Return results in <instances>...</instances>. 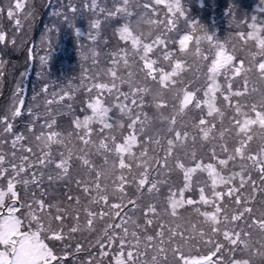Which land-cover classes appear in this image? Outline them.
<instances>
[{
	"label": "trees",
	"instance_id": "1",
	"mask_svg": "<svg viewBox=\"0 0 264 264\" xmlns=\"http://www.w3.org/2000/svg\"><path fill=\"white\" fill-rule=\"evenodd\" d=\"M23 3L25 7L17 10L14 18H9L7 9L9 5L14 6L15 0H0V29L7 36V40L0 43V58L7 62L5 74L0 79V117L11 115L14 99L23 100V105H18L21 115L13 121V131L26 137L13 148L14 137L3 133V126L0 125V154L6 157L5 167H9V162L19 164L23 156L29 157L30 167L20 176L21 180L27 179L29 183L17 184L20 203L25 205L20 207V203L17 204V215L23 224L28 223L26 209L34 198L44 199L46 205H54L51 209L46 207L42 215L45 224L50 222L53 229L59 227L54 219L58 210L64 214L66 233L78 223L79 230L65 240L71 244L67 246L70 257L65 264H89L90 261L114 264L115 255L120 251V237H125L134 246L129 249L125 244V256L127 251L135 252L138 248L137 264H153L154 257L157 264H177L175 249L180 248L192 256H207L214 251L216 243L222 246L221 252L213 257L217 264H230L234 257L242 255L245 258L248 256L252 264H264L260 260L262 258L253 257L254 252L249 249L246 253L237 254L236 248L225 240V233L235 232L243 241L239 228H223L229 215L233 221L240 220L243 212L257 209L259 203H264L260 200L264 195V178L260 171L264 166V118L253 119L245 132L239 133L231 118L234 109L229 108L228 102L223 99L229 94L227 88L230 83L232 93H240L231 96L233 106L239 105L244 110L251 109L253 105L264 106V73L257 70L260 61L264 60V51L259 41L255 45L256 42L246 35L252 31L253 17H256L257 28L264 29V0H180L183 15L168 12L166 5L174 3V0H164L159 5L155 0H128V11L132 13L130 17L122 14L108 16V11H115L122 0H23ZM145 4L149 7L146 8ZM140 11L141 16H138ZM16 19L21 22L19 28ZM94 21L100 22L99 28L92 27ZM168 21H174V24ZM129 22L137 39L136 44L119 38V28ZM196 25L202 26L208 35L214 37L211 44L204 38L205 31H193ZM76 29L80 30L79 36ZM240 33L245 36L239 38ZM184 35L189 38L184 40L180 51L179 40ZM158 36L167 37L166 44H154L149 56L165 67L169 63L163 60L165 50L172 52L174 59L179 58L183 71L175 87L169 84L162 88L159 83L147 79L143 70V58L148 55L144 44L151 43ZM217 43L224 46L227 55L233 56L232 65L239 67V72L234 73L226 63L225 57L215 47ZM120 49H125V52H120ZM114 58L118 59L116 65L112 63ZM213 58L217 66H222L217 80L206 78ZM110 68L115 71L114 79L108 73ZM68 72H72V79L64 87L58 77ZM99 83L113 87L111 94L107 91L101 94L104 106L111 107L108 114L111 119L107 122L112 126L101 133V125L94 121L90 135L95 139L103 135L105 140V147L98 144L93 148L92 157L103 156L104 163L111 165L106 170V183L102 182L98 167L87 160L90 156L85 158L84 154L89 150L88 142L81 138L83 130L75 127L77 118L82 120L85 115H91L87 104L95 99L97 90L93 85ZM45 88L47 91H42ZM186 88L190 92H199L201 98L202 91L207 89L204 103L216 115L209 120V125L215 121L214 128L204 126V131L208 133L206 138L198 130L200 111L191 106L185 111L181 107V104L191 101V95L184 92ZM118 93H127L130 98L135 95L137 103L142 98L144 107L131 105L129 100L127 103L131 111L125 110L122 114L114 106L123 100ZM181 95L183 101L180 100ZM161 102L167 107H159ZM138 112L141 115L134 125L139 135L137 145L129 126L137 120ZM61 114L66 121L63 122ZM52 120H55L53 130L61 134V140L60 136L56 139H37L41 125ZM33 121L34 128L29 131L28 126ZM152 124L157 126L156 130L160 127L156 134L146 131V126ZM170 128L173 131H169ZM176 129L181 133L187 131L188 138L185 141L182 135L165 160L169 148L167 141ZM43 130L46 131V128ZM215 133H222L225 138L212 144ZM77 141L85 143L82 147L84 153L77 157V166L68 167L66 174L59 173L52 164H37L43 152H50L57 159L72 157L76 146L71 143ZM28 148H31L30 153ZM213 151L217 156V161H213L215 166L193 173L192 187L185 193L197 204L182 206L183 202H177L176 207H170L166 200L169 189L178 192L184 184L177 161L191 168L194 161L203 159L209 162ZM60 154L63 157H58ZM156 159H160L166 167L155 165ZM218 159L227 160V164H220ZM82 163L83 167L79 166ZM33 174L39 183L31 182ZM145 177L150 183L158 185L159 192L155 189L148 192L147 187L141 190L138 181ZM211 182L218 185L217 196L210 206L200 204L199 187H205L206 195L211 198ZM5 184L6 180L0 178V186ZM221 192L224 194L222 200L219 198ZM151 206L155 207V214L147 211ZM89 220L92 221L90 229ZM147 220H151L152 224L148 225ZM182 223L194 237L206 238V246L199 245L195 250L184 251L174 226ZM161 225L164 239L161 246L167 249L163 255H159L154 246L158 241L145 246L148 236L157 237ZM207 233L211 237L206 236ZM111 234L115 235V239L109 244L106 235ZM98 241L103 243L107 256H100ZM45 242L50 247L62 249L60 242ZM77 244L81 246L78 252Z\"/></svg>",
	"mask_w": 264,
	"mask_h": 264
},
{
	"label": "snow or ice",
	"instance_id": "2",
	"mask_svg": "<svg viewBox=\"0 0 264 264\" xmlns=\"http://www.w3.org/2000/svg\"><path fill=\"white\" fill-rule=\"evenodd\" d=\"M164 0H155V3L157 5L162 4ZM25 7V4L23 3V0H15V4L9 5L7 9V15L9 18H14L17 14V10H22ZM95 7V5H93ZM145 7H149L148 4H145ZM167 10L169 13H173L176 15H183L182 5L180 3V0H174V3H168L166 5ZM101 11H104L101 9ZM2 12V10H0ZM118 14H122L125 17H130L132 15L131 12L128 11V0H122V4L120 6H117L115 11H108L109 17H115ZM30 15V13H29ZM253 23L250 25V28L252 31L247 32V37L251 40L255 41V45L257 44V41H259L260 45L262 46L261 50L264 51V29H258L257 25L255 23L256 17L252 18ZM151 23V21H148ZM99 21H94L92 24L93 28H99ZM169 24H174V21H168ZM16 26L19 28L21 26V22L19 19H16ZM197 29L200 31H205L202 26L196 25L193 28V31L195 32ZM119 38L121 41L130 42L132 44L137 43V39L134 38L133 33L131 32V23H125L122 27L119 28ZM80 30L76 29V35L79 36ZM245 36L244 33L239 34V38H243ZM94 39V37H92ZM188 35H184L183 38L179 40V47L180 51H182V45L184 40L188 39ZM205 39L208 40L209 44L212 43L214 37L211 35H208L205 31ZM167 37L161 38L158 36L154 41L151 43H145L144 47L148 51V55L143 58V64H144V71L146 73L147 79L152 80L153 82L159 83L162 88H166L169 84H171L173 87L176 86L178 83V77L180 73L183 71V66L181 64V61L179 58L173 57V53L170 51L165 50L163 52V60L168 61V66H160L158 65V60L152 59L149 56V53L153 50V45H164L166 44ZM7 40L6 33L0 29V43H3ZM12 43L14 44L15 41L13 40ZM199 46V45H197ZM216 48L219 49L220 55L225 57V61L227 64H229L234 73L239 72L240 68L235 67L232 65L233 56L227 55L224 51V46L222 44L217 43L215 45ZM120 52H125V49H120ZM117 56V54H115ZM44 59V58H42ZM174 59V63L172 62ZM213 58L211 60L210 65H208V68L210 69L208 72H206V78H211L212 80H217V77L220 75L221 67L217 66L214 63ZM113 65H116L118 63V59L114 58L112 61ZM7 62L0 58V79L3 78L5 74ZM257 70L259 72L264 73V60H261ZM108 73L115 78V71L113 69H109ZM93 87L97 90V95L95 99L91 100L87 104V108L91 110V115H85L83 119L77 118L75 121V127L77 129H82L84 132V135L82 136V140L86 139L92 134V128L91 123L92 122H98L101 127L99 129V132H104L105 129L110 128L112 126V123L107 122L111 118L109 117V112L111 111V107L104 106L102 96L101 94L107 91L109 94L112 93L113 87H109L105 83H99L94 84ZM42 91L46 92L47 89H43ZM228 95H224L223 99L228 102V107L231 109H234L233 115H232V121L233 124L237 127L239 133H244L246 130V127L248 124H251L253 119H256L257 121L260 118H264V106H256L253 105L251 109L244 110L239 105H232L231 104V96L232 95H240L239 92L232 93L231 90V84L229 83L228 88ZM185 94L191 95V101L188 102L186 105L181 104V107L183 110H187V108H190V106L195 108L196 110H199L201 115L200 119L197 122L200 127L199 131L203 134V136L206 138L208 133L204 131V126L209 125V120L213 119V117L216 115L215 112L211 111L207 104L204 103V97L208 95L207 89L202 91V98L198 96L199 92H190L189 88H186L184 90ZM201 92V91H200ZM220 92H223V86H220ZM55 95V94H54ZM118 97L123 96V100L120 103L115 104L114 106L120 110L122 114L125 113V110L128 112L131 111L129 103H127L129 100L131 101V105H134L138 108H143V99L141 98L140 102L137 103V99L135 95H133L131 98L127 93H118ZM180 100L183 101V96H180ZM23 100H13L12 107H11V115H4L0 117V125L3 126V133L5 134H11L14 138L12 140L13 148H15L17 142H21L26 139L23 133H16L13 131L14 124L13 121L21 115V107L18 105H23ZM159 107H167V104L164 102L159 103ZM206 108V112H205ZM29 113L32 112L31 108L28 109ZM141 113H137V120L133 121L132 125L129 126L130 132L132 133L134 140L136 144L139 143V135L135 132L134 125L139 121V116ZM146 115V114H145ZM222 115V114H221ZM168 119V118H164ZM172 123L175 124V120H172ZM35 122L33 121L32 124H30L29 131H32L34 128ZM55 125V120H52L51 122L45 121L44 125H41V132L37 136V139L45 138L46 140L56 139L59 136V133L53 130ZM210 127H215V121L213 120V123L209 125ZM46 128V131L43 130ZM169 131H173V129H169ZM183 135L185 141L188 138L187 131L181 133L179 129H176L173 133V136L170 137L167 141L169 148L165 154V160L169 155L172 154L175 148V144L177 141L180 140L181 136ZM127 139V138H125ZM194 139V138H193ZM226 150V149H225ZM27 151L30 153L31 148H28ZM61 157H63V154H60ZM211 159L209 162H204L203 159L199 161H194V166H191V168L185 166L182 161H177L178 168L182 171L184 176V184L183 187H181L178 192H173L171 189H169V193L167 195L166 200L169 203L170 207H176L177 202H183L182 206L185 205H195L197 204V201L192 199L191 197H186L185 193L187 190H189L191 185V177L193 173H196V171L203 170L205 167H214L213 161H217V156L215 152L213 151L211 154ZM13 160L15 159V152L12 154ZM232 157H229L231 159ZM5 160L6 157L4 154H0V178H3L6 180V184L0 186V264H65V261L67 259V245L65 244V248L58 250L55 248V246L50 247L49 243H46L45 240H49L50 242H60L64 243L66 238H70L74 233H76L79 230V225L77 223L76 226H73L69 229V231L66 233L64 231V214H60L58 210V214L54 217L55 221L58 222L59 227L53 229L51 226V223L45 224V222L42 219L43 210L47 207L48 209H51L54 207V205H46V202L44 199L36 200L35 198L32 201L31 205H27L28 212H27V218L28 223L27 225L23 224L22 219L17 215L18 208L17 204L20 203V196L17 191V184H24L27 185L29 181L27 179L21 180L20 176L21 174L26 172V169L30 167L29 165V157L23 156L21 157V162L19 164L11 163L9 162V167H5ZM218 162L220 164H227V160L224 159H218ZM37 164L39 166H47L48 164H52L55 166V168L58 170L59 173H67L69 171V168L67 166L66 160L61 158L57 159L51 155L50 152H43V155L38 159ZM160 167H166L165 165H160ZM260 171L262 173V178H264V166L260 168ZM42 175V174H41ZM59 179V177H57ZM211 180L212 178L209 177ZM49 180H52V177L49 176ZM32 183H39L35 179V174H33V180ZM138 183L141 186V190L145 189L147 187L148 192H152L154 189L159 192V187L156 183H150L148 181V178H142L138 181ZM218 185L214 182H211L210 188H211V198H209L208 195H206L205 187L201 186L199 187V203L205 204L206 206H210L217 196V189ZM231 194V193H229ZM43 195V193H41ZM223 193H219V198L223 199ZM7 198V200H6ZM69 199H73L72 197H69ZM78 200V198H77ZM135 202H133L134 204ZM33 205L35 207H33ZM20 207H25L23 203H20ZM147 211L151 214H155V207L151 206L150 209H147ZM148 225L152 224L151 220H147L146 222ZM92 221H88L89 229L91 228ZM116 228H119L120 225H115ZM26 229V230H22ZM125 234L126 229H125ZM133 236H135V233H133ZM225 240L230 243L233 248H244L247 249V244L244 241H241L239 239L238 233H225L224 236ZM107 242L111 244L113 240L115 239V235H106ZM147 243L146 247L149 245L154 244V240L158 241L154 244L156 247V251L159 255H163L166 253L167 249L164 246V239H163V225H161V231L157 232V237L153 238L151 236H148L146 238ZM101 247L100 256L104 257L107 256L108 253L103 250V243L101 241H98ZM127 243L128 248L131 249L134 246L129 242L125 240V237H120V251L115 255L114 264H137V257L140 255L138 248L134 251H127V254L125 256V253L123 251L125 244ZM81 246L77 244L76 251H80ZM222 246L219 243L215 244L214 251H210L207 256H192L190 254H185L180 248L175 249L177 264H217V261L213 259V257L216 256L217 253L221 252ZM58 251L65 252L64 256L58 255ZM256 255L260 256L261 258H264V246H262L261 250H257ZM89 264H95L94 261H90ZM153 264H157L156 258H153ZM230 264H252L251 259L246 256H241L240 258H233L230 261Z\"/></svg>",
	"mask_w": 264,
	"mask_h": 264
},
{
	"label": "rangeland",
	"instance_id": "3",
	"mask_svg": "<svg viewBox=\"0 0 264 264\" xmlns=\"http://www.w3.org/2000/svg\"><path fill=\"white\" fill-rule=\"evenodd\" d=\"M138 16H141V11L138 13ZM136 22H137V19H136ZM71 79H72V72L64 73L58 77L59 83L61 85H63L64 87H66L68 85V83ZM104 82H106V81H104ZM62 102H63V100H62ZM3 112H5V110ZM61 117L63 119V122L66 121L63 114H61ZM218 118L221 120H224L221 117H218ZM156 128H157V126L155 124H152L151 126L147 125L146 131H148L152 134H156V132L160 130V127L157 130H156ZM114 132H115V130H114ZM59 136H60L59 140H61V137H62L61 134H59ZM102 136L99 139L90 138L91 136L84 139L88 142V147H89L88 152H86L84 154V156H85V158L90 156V158H88L87 160L93 162L98 167V169L101 173L102 182L106 183L108 181L106 170L108 168H110L111 165H109L108 163H104L105 158L103 156L102 157L101 156L92 157V150L95 146L100 144V146L102 148L105 147V140ZM0 138H1V133H0ZM81 138H82V136H81ZM224 138H225V136H223L222 133L221 134L215 133L213 136V139H212V144H216L220 139H224ZM64 142H67V141L64 140ZM71 144L75 145L76 147L73 149L72 157H67L66 163H67L68 167H76L78 164V162H77L78 158L77 157L81 156L82 153H84L83 152L84 150L82 149V147L85 143H83L81 141H77V142L71 143ZM62 145H64V144H62ZM65 146H68V145H65ZM84 148H86V147H84ZM141 154L145 156L143 151L141 152ZM58 157H61V155H59ZM158 164L163 165V162L160 159H156L155 165H158ZM79 166L83 167V163L79 164ZM18 193H20L19 190H18ZM260 200L264 201V195L262 198H260ZM26 211H28V209H26ZM179 220H177V221H179ZM174 226H175V229L178 231L177 239L183 243L184 251L195 250L196 246H199V245L206 246V244H207L206 238L194 237V234L189 232L187 230L188 227H186V225H184L183 223L180 224V226H178V225H174ZM223 228H239L240 229L239 231L243 237L241 239L247 244L248 247H247V249L240 248V247L234 249L237 254L241 255L242 253H246V250L249 249L251 252H254L252 254L253 257H260V256L256 255V252H257V250H261L262 246H264V203H262V202L259 203V205L257 206V209L252 208L249 212H243L241 214L240 220L233 221V220H231V215H229L227 217L226 222L223 223ZM208 235L211 237L210 233L206 234V236H208ZM248 235H249V238H247ZM65 244L67 246H71V244L64 242V243H62V249L65 248ZM58 254L65 255V252L58 251ZM67 255H68L67 257H70V253L69 254L67 253ZM252 259L257 260L255 258H252ZM260 260L264 261V258H262Z\"/></svg>",
	"mask_w": 264,
	"mask_h": 264
}]
</instances>
